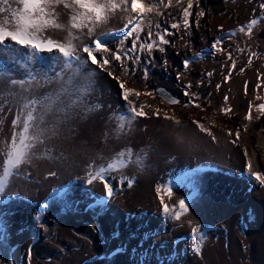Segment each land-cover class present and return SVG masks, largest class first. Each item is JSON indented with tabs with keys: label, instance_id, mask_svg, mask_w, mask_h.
Listing matches in <instances>:
<instances>
[{
	"label": "rangeland",
	"instance_id": "374dc122",
	"mask_svg": "<svg viewBox=\"0 0 264 264\" xmlns=\"http://www.w3.org/2000/svg\"><path fill=\"white\" fill-rule=\"evenodd\" d=\"M147 1L149 3L152 2V0ZM167 2L168 0H163V3L157 9L161 13L160 15H156L155 13L149 14L152 20L150 27L153 33L162 32L164 28H169L171 23L181 21L183 8L187 7V0H183L180 6L170 8L164 7V4ZM173 3H175V0H173ZM261 3H264V0H193V7L190 9L192 13L190 28L185 30L182 22L180 23L179 30L169 28L175 34L166 37L171 43L163 45L166 49L165 52L154 51V59L151 63L147 62V54L142 53L141 62L136 65L138 70L131 76V79L121 76V81L125 82L126 87L135 88L142 93L144 91L154 93V96L141 95L138 99V104H144L143 111L147 113L146 116H142L141 123L151 119L153 122L147 123V126L150 128L154 125L156 126L154 128L160 127L157 126L161 121L160 118L164 116V113H167L168 116L179 119L181 124L185 123L189 125L190 131H198L203 139L205 138L203 141L202 137H200L201 139L198 138L197 143H200L199 145L192 144L188 146V150H185L186 144L184 145V143L188 141L184 140L185 138L182 139L180 135L183 130L180 132L175 131L174 124L176 123L166 119L168 121L165 127L163 129L160 127L162 131L155 133L150 138L149 142L145 144L147 145L145 146L146 148L142 145L143 141H139V144L131 142V147L137 148L136 150L141 147L142 157L146 158L152 152L153 158H160L162 161L173 163L182 156H189L188 160L179 163L183 165V169L193 163H204L203 166H213L214 169L224 174L226 173L231 178L237 176L243 180V176L246 173L245 165L247 158L241 144V138L235 144L232 143L233 140H236L235 133L237 129H239L240 133H249L252 137V145L254 146L251 149L254 150L256 145H258L256 143H260L255 140V132L257 130L264 132V116L261 115L257 107L264 104V9L260 8ZM126 6L129 7L130 4H126ZM201 11L205 13L203 16L199 15ZM169 13L172 15L170 16ZM133 15L135 14H128L119 10L115 15L110 16L109 20L98 29V32L118 30ZM172 16H175L176 19H172ZM253 18L258 20V24L254 26L250 36H246L243 32L230 35L233 29L236 30V28L246 26ZM156 24H160L161 28H156ZM232 24H234V27L230 31L229 29L231 28L229 26ZM73 31L75 32V30ZM83 31L86 33L87 29ZM148 31L149 26L145 23L144 30L141 32L142 40L147 39ZM220 36H224L223 44L217 45V48L223 47V51H213L211 44ZM84 39L85 42L88 41L87 37ZM131 39L129 38L126 41L127 47H131ZM117 44L118 41L113 40L109 46L115 50ZM240 49H244V51H240ZM229 53L232 54L231 59L228 58ZM252 53H256V55H252ZM197 54L201 55L197 56ZM43 55L44 57H48V62L50 63L52 54L42 53ZM81 56L82 58L86 57V53H81ZM250 56L251 63H249ZM193 57L196 58L192 59ZM185 59L191 60L187 69L183 65ZM165 60L167 64L162 63ZM233 61H235L234 68L231 67ZM128 65L129 68L133 67L131 61L128 62ZM115 67L117 70L119 69L118 62L115 64ZM145 68L148 69L147 80L143 79ZM241 69H244V71H241ZM230 71L231 75L229 76ZM89 73L91 75H88ZM209 73L211 75H208ZM116 74L119 75V71ZM50 75L49 73V77ZM53 75L54 73H52L51 77H54ZM225 77L229 78L225 80ZM66 80L67 74L64 77V81ZM43 81H40L42 84H34L31 87V98L35 97L39 100L38 95L43 88L46 89V95L58 93V96L61 98V96L64 97V93H67L73 94L74 98H72L75 99L77 95L71 90L86 85L87 87L82 94L85 97L87 95L86 103L89 104V107L95 104L93 98H97V94L103 91L110 102L115 99L119 100V105H114V107L127 108L125 101L121 98V90L117 81L109 77L107 72L101 71L96 65H92L90 61L82 67L81 73L75 76L71 85L58 80V88L54 90L50 88L48 80L47 83L49 84H43L45 83ZM245 82H247V92H245ZM189 84L191 85L187 89L189 95L185 96L184 86ZM218 84L220 85L219 89L217 88ZM62 88H67L68 91L62 92ZM162 88L170 92L178 103L170 104L160 94L156 93L157 89ZM30 92L27 95H31ZM225 96L228 97L227 101L224 99ZM62 99L64 100L65 98ZM132 99H136V97ZM190 101L192 102L191 105L186 106L189 105ZM249 103L252 105L251 113L253 119L246 120L245 116L249 112ZM196 104H199L200 107H196ZM228 108L231 111L227 114L221 111V109ZM157 109L161 110L160 115L154 114ZM193 121H199L208 128L216 137V140L214 141L207 132H202ZM3 124V121H0V126H3ZM229 130L232 132L231 136L228 134ZM211 143L213 144L211 145ZM39 146L33 149L36 154L34 155L35 157L33 156L29 163L20 166L19 175L13 176L16 180L22 179L21 182H23L24 186L15 185L10 188L8 186L5 192V200L3 203H0L7 205V209L10 212H16L14 222L18 223L17 228L19 230H22V226L28 221L27 215L35 212L39 208V203L54 188H59L68 183L69 187L73 189L80 182L84 181L85 169L91 164L88 150L84 156V161L78 162V165L74 166L68 160L67 155H70V150L77 148L75 144L64 145L62 147L63 152H60L57 155L58 157L54 155L53 151L56 148L59 149L58 146L54 144H51V146L44 144ZM39 148L41 152L38 154L36 150ZM80 150L82 153L84 152L81 148ZM231 150H235L232 153L237 152L236 154L239 156L237 159L241 162L233 168L232 166L229 168V164L236 163L237 161L233 160V157L230 156ZM45 152H47V155H45ZM101 158L104 159V157ZM126 158L125 156L124 159ZM174 167L176 168L177 166L175 165L167 169V171L165 170L164 173L169 172L172 174L175 170ZM152 168L155 173H158L156 165ZM182 168L177 167L176 169L180 170ZM257 171H264V163L260 165ZM49 172H55L56 175L48 176ZM116 172L121 173L118 170ZM13 177L10 178V182ZM15 182L12 181V185ZM246 185H250V187L242 192V196L239 198H229L224 195L217 196L214 194L216 193L213 192L214 190H198L197 195L193 196L190 200L189 213L176 228L178 234L175 233L169 237L170 240L173 239L175 244L179 243V248L170 249V240L158 244L154 240L144 239L145 242L147 241L143 245L145 250H157L154 256L149 257L143 264H264V233H261L259 236L256 235L259 229L262 230V227L259 221L254 219L250 214V210H252L251 203L258 200L260 196L264 200V186L259 185L253 180ZM190 193L188 197L192 196V192ZM92 197L93 195H90L89 199L93 200ZM61 202V200H57V202L53 203V207L49 210V213L41 218L38 223L30 224L27 228V231L31 234L29 240L32 248L31 264H74L83 258L89 257L90 253L92 255L88 259H92V264H103L104 260H110L119 247H114L112 251L110 250L111 236L101 225H98V228L94 225V229L92 226L93 232L87 229L84 230L78 225H73L71 226L73 236L69 235L68 238L63 237L62 228L66 225L67 218L80 212L78 210L70 211ZM94 203L95 201L93 200L92 204ZM144 207L146 206L138 204L135 206V209L139 211V209H143ZM248 207L251 208L248 209ZM238 210H240V213L237 215V212H235L232 216L233 218L235 216L236 218L244 217L239 222L246 221L243 226L248 236L244 245H247L251 252H247L240 245L241 243L237 241L238 239L233 244L232 242L230 243L228 233L225 230L226 218L229 217L231 212ZM140 212L150 214L147 217L152 219V227L157 228L154 225L156 220H159L160 223L162 222L160 221L162 214L161 205L154 208L150 206V209L146 207ZM189 220L192 223L198 221L200 225L203 223V227L205 226V230L209 235L203 241L199 256H194L196 252L191 249L192 247L188 242V240L192 239V225L188 223ZM0 232H3V236H0V264H27L24 251H22L23 253H17L15 250L11 239L10 227L3 223L1 224ZM96 232L98 233L96 234ZM157 234L158 232L154 236ZM180 245H183L182 250H180ZM56 248H61L66 255L62 258L61 249L57 250ZM95 250H98L99 253H93ZM119 252L123 255L117 259L121 263L116 262L112 264H140L136 258L128 257L124 249L120 248ZM55 253L58 259L52 262ZM59 254L61 255L59 256Z\"/></svg>",
	"mask_w": 264,
	"mask_h": 264
},
{
	"label": "bare ground",
	"instance_id": "6f19581e",
	"mask_svg": "<svg viewBox=\"0 0 264 264\" xmlns=\"http://www.w3.org/2000/svg\"><path fill=\"white\" fill-rule=\"evenodd\" d=\"M146 2L148 1L146 0ZM129 4H130V0L128 5ZM12 6L16 7L17 5L13 4ZM122 8H127V11H124L125 13L128 14L131 13L130 6L128 7L126 5H123ZM58 10L61 13L60 16L61 21L67 23L68 21L67 18L69 19V16H67L68 11L63 9L62 6H58ZM229 27L231 28L229 29L231 31L232 28L234 27V24H232ZM237 32H240L239 28H236V30L234 29L232 30V33L236 34ZM45 35L57 41H62L65 40L68 33L60 29H48L45 32ZM219 38H222L223 40L224 36H220ZM5 69H7V71H11L12 76L9 77L6 71L5 74L7 75L0 77V106H3V112H0V121H3L4 123L3 126H0V170L3 168V162L6 158V154L4 153V146L6 143L11 142L12 139V133H13L12 120L16 115V111L19 104L22 102L21 96H27L29 98H31L32 96L30 90L28 92L22 93L19 86H10L7 83V80L9 78L24 79L25 70L19 66L13 67L12 65H0V70H5ZM33 70L37 73H40L42 71L39 68V65H34ZM57 70L58 68L55 71ZM55 71L50 72L51 75L52 73H54L53 75L54 77H55ZM51 75L48 79V81L50 82V88L56 90L55 88H58L57 81L59 79H54V77H51ZM51 78H53V80H51ZM42 80L43 79H41L40 81ZM40 83L42 84V82ZM43 84H49V83L45 81V83ZM50 91L53 92L52 90ZM29 92L31 93V95L30 94L27 95V93ZM45 93H46V89L42 88L40 90V94L38 95L39 100L42 101V104L38 105L37 107H38V111H40L44 117L43 122L41 124V127L44 129L45 132V139L43 144L50 146L51 144H54L55 146H58L59 149L56 148L53 150L55 156L60 154V152H63L62 147L64 145L75 144L77 148H75L74 150H70V155L69 156L67 155L68 160H70V162H72L74 166H76L78 162L80 163L84 161V156L88 150V152L90 153L91 164L98 168L101 165L106 166L108 163L112 162L117 157V155L122 151L130 149L132 155L130 162H128L126 166L118 170L121 173H117L116 172L117 170L109 173L108 178L112 181V186L116 190V195L115 198L107 201L103 209H101L99 206H96L94 208L88 207L89 204L93 203V200L89 199L90 195H93L96 198H100L101 196L104 195L103 185L99 181L93 182L92 185H87L85 180L80 182L73 189L69 187L70 195L67 196L50 198L49 194L52 192L51 191L39 203V208H37L35 212H32V214L30 213L29 215H27L28 223L27 222L24 223V226H22L23 228H21L22 230H19L17 228L18 223L14 222L15 221L14 215L16 212L12 213L7 209V205L0 204V219H2L3 223L7 224L10 227L11 235H12L11 239L14 243L15 250L17 253H21L22 251H24L27 264L32 263L31 257L30 259L28 257V248L30 246L29 240L31 234L27 231V228L30 224L38 223L41 218H43L47 213H49L50 212L49 210H51L53 207V203L57 202V200H61L65 205L68 202H72L71 208L68 209L70 211L78 210L80 212L76 215L73 214L67 218L68 221L66 225L62 228L64 233L63 234L64 238H68L69 235L73 236V234L71 233V226L73 225H78L80 228L84 230L87 229L92 232L94 231L93 229L95 228L94 225L97 226V228L98 225H101L103 229L107 231V233L111 236V249H110L111 251L112 248L114 247L116 248L119 247L118 248L119 251L120 248L122 250L124 249L125 254H127L128 257L136 258L140 264L141 263L143 264V262L147 260L149 257L151 256L153 257L157 250V249L145 250L143 245L146 244L147 241L145 242L144 239L152 240V241L154 240V242H157L158 244L170 240L169 237H171L172 234L175 233L178 234L176 228L182 222L184 217L187 216V215L182 216L180 221H174L168 219L167 217L161 214L160 221L162 222L160 223L159 220H156L154 225L157 226V228L151 226L152 219H149L147 217L150 214H144L145 212H140V211L141 210L143 211L146 207L150 209V206L151 208H154L160 205L159 200L157 198V194L155 192V187L158 184H166L170 179L175 180L177 177L183 176L185 173H193V170L196 169L198 171L193 173V178L198 180V185H197L198 190H214L213 192H216L217 194L216 193L214 194L217 196L224 195V196H228L229 198L231 197L239 198L242 196V192H244L247 188L250 187V185L248 186L246 185L250 181H252L249 179L247 173L244 174L243 180L238 178L237 176L235 178H231V176L227 175L226 173L224 174L221 171L214 169L213 166L212 167L203 166L204 163H193L192 165H189L183 169L182 168L183 165H180L179 163L188 160L189 156H182L173 163L168 161H162L160 158L158 159L153 158L152 157L153 155H151L152 152L148 155V157L147 156L146 158L142 157L141 147L138 150H136L137 148L131 147V142H136L137 144H139L138 143L139 141L140 142L143 141L142 145H144V147L147 146L145 144L149 142L150 138L155 133H160L162 131L160 127H162V129L165 127V124L167 123L168 120H166L164 116H162V118L164 119L160 118L161 121L159 120L160 122L157 125L160 127L157 128H154L155 125L152 128L147 126V123L149 124L153 122V120L151 119H148L147 121L145 122L143 121L141 123L140 122L142 121V116H141V117H135L130 124L125 123L124 128L118 131L120 124L124 121L123 114L127 113L126 110L127 108L121 109L114 107V105L115 106L119 105V100L115 99V100H111L112 102H110V100L106 98V95H104L103 91L97 94V98H93V102H95V104L90 107L89 104L86 103L87 95L85 97V95L82 94L81 96H79L77 103L72 104L71 103L72 100H77V98L73 99L74 98L73 94L64 93V97L61 96L60 98L58 96V93H53V94L50 93V95L49 94L46 95ZM57 97L58 99H56V102L52 106V109L46 110L43 105H46L48 103V98L55 99ZM62 98H65L66 100L65 99L63 100ZM5 101H7V103H5ZM60 108H64L65 110L59 111ZM174 128L175 131L177 132L183 130L180 135L182 139L185 138L184 140L188 141L184 143V145L186 144L185 150L186 149L188 150L189 149L188 146H191L192 144L194 145L200 144L197 142H198V138L202 137L201 134H199L198 131H190L189 125H186L185 123L183 124L180 123L179 125L174 124ZM240 136H241L240 137L241 144L243 145L244 151H247L249 154L248 157H246L247 161L250 159L254 165V169L258 170L260 168V165L261 164L263 165L264 163V132L262 130H257L255 132V136H254L255 140L260 143H256L258 145H256L254 150L251 149L252 147H254L252 145L253 143L251 142L252 141L251 135L246 132H241ZM195 139L197 140L195 141ZM203 140H205V138L203 139L202 137V141ZM43 144H39V145H43ZM212 144L213 143H211V145ZM80 148L84 150L83 153L81 152ZM40 150H41L40 148L37 149L36 153L38 152L39 154L41 152ZM233 151L235 150H231V155L230 154L229 155L232 156L233 160L237 162L233 164H229V168H231V166L233 168L239 163H241L237 159L239 157L238 154H236L237 152L232 153ZM101 157H104V159H102ZM125 160H129V158L127 157ZM155 165L158 173H155L153 171L152 167ZM175 165L178 168H182V169L177 170L176 169L177 167L176 168L174 167L175 170L173 168L174 171L172 172V174L169 172L164 173L165 170L167 171V169H170ZM87 169L88 167H86L85 170L87 171ZM84 174L85 177L86 172ZM121 176L132 178L134 180L132 187H128L127 181H125L123 185H121L120 184ZM12 181L13 182L16 181L14 185H12ZM21 181L22 179L16 180L13 177V179L11 180L8 186L10 188V187H14L15 185H23V182ZM65 184L68 185V183ZM173 192H174L173 198L171 201H169V203H175L179 198L188 197L189 193L192 192V188L188 183H183L175 186L173 188ZM46 199L50 200V207L48 206L49 209L47 208L48 209L47 212H45L47 209L44 210L40 207V205ZM167 199L168 198L165 196L166 201ZM138 204L146 207H144L143 209H139V211H136L135 206ZM251 204H252V210H250L251 211L250 214L254 219L259 221L262 227V230L259 229L258 234H256L259 236L261 233H264V200L262 196H260L258 200L252 202ZM249 208L251 207H248V209ZM235 212H237L236 214L238 215V213H240V210L231 213L229 211L230 215L228 218H226V223H225V230L228 233L230 243L232 242L233 244L234 241L238 239L237 241L241 243L240 245H242L247 250V252H251L250 248L247 245L246 246L244 245V243L246 244L247 241L246 238L248 236L246 235V231L243 226L246 221L239 222L244 217L236 218L235 216V218H233L232 214ZM17 214H19V212H17ZM191 225L192 227H196L197 225H200V223H198V221H195V223H191ZM201 225L203 226L204 224L202 223ZM92 226L93 229H91ZM203 230L206 233V239H207L209 235L205 230V226L203 227ZM156 232H158V234L154 236ZM97 233L98 232H96V234ZM188 242L192 247L191 249L194 251L195 241L191 239L188 240ZM178 244L179 243L175 244L173 239H171L169 243L170 245L169 247L170 249H177L179 248ZM182 247L183 245H180V250H182ZM56 249L58 250L61 248H56ZM119 251L115 252L110 260L109 259L104 260L103 264H109V263L112 264L116 262L121 263V261L117 260L119 257L123 256L122 254H120ZM60 253L62 255L59 254V256L61 255L62 258L66 255L64 254V251L62 249ZM93 253H99V252L98 250H95ZM31 254H32V248H31ZM90 254L92 255V253ZM195 254L194 256H199L198 254L196 255ZM56 255L57 254L55 253L53 256L54 260L52 262L58 259ZM89 257L83 258L78 263H74V264H92L93 261L92 259H88Z\"/></svg>",
	"mask_w": 264,
	"mask_h": 264
},
{
	"label": "snow or ice",
	"instance_id": "6c2138e0",
	"mask_svg": "<svg viewBox=\"0 0 264 264\" xmlns=\"http://www.w3.org/2000/svg\"><path fill=\"white\" fill-rule=\"evenodd\" d=\"M183 0H168L164 7H177L182 4ZM129 3V0H0V65H12L13 67L19 66L25 69L24 79L9 78L7 83L10 86H19L21 92H28L34 84L40 83L43 79H49V73L55 71L54 79L64 81L67 74V80L64 83L71 85L75 76L81 73L82 67L90 61L92 65H96L101 71L107 72V75L117 84L121 90V98L125 101L127 106V113L124 115V121L120 124L119 130H122L125 123L130 124L135 117L146 116L147 113L143 111L145 105L138 104V99L141 95L154 96L153 92L144 91L143 93L135 88H128L125 82L121 81V76L126 79H131V76L138 70L136 65L141 62V54L146 53L148 63L154 59V51L161 53L165 52L163 45L171 43L167 36L174 35L175 33L170 29L179 30L180 23L182 22L185 30L190 28V17L192 13L190 9L193 7V0H187V7L183 8L181 14V21L171 23L169 28H164L162 32H155L151 30L152 20L149 14L155 13L160 15L157 11L163 0H152L151 3L146 0H130L131 13L135 15L127 19L123 27L110 32L99 31L110 18L115 15L118 10L127 11V8H122L123 5ZM17 5L13 7L12 5ZM58 6L68 11L69 19L67 23L61 21V13L58 11ZM260 8L264 9V3L260 4ZM205 13L201 11L200 16ZM171 16L172 14L169 13ZM172 19H176L172 16ZM145 23L149 26L147 39H141V32L144 30ZM258 24L256 18L251 19L246 26L239 28L246 36H250L254 26ZM156 28H161L160 24H156ZM48 29H60L68 33L64 41H57L45 35ZM87 29L85 33L83 30ZM75 30V32L73 31ZM232 33L230 35H234ZM85 37L88 41L85 42ZM131 39V47L126 46V41ZM118 41L117 47L113 50L109 44L111 41ZM75 41V43H74ZM222 38H217L211 44L213 51H223V47L217 48V45H222ZM244 51V49H240ZM42 53L52 54L51 62H48V57H44ZM81 53H86V57L81 56ZM135 53V55H133ZM201 54H197L199 56ZM256 55V53H252ZM232 54L229 53L228 58L231 59ZM193 57L192 59H195ZM131 61L133 67L129 68L128 62ZM119 63V69L115 67ZM191 60L185 59L183 65L185 69L188 68ZM167 64V61H162ZM251 63V56L249 57ZM34 65H39L42 70L39 74L33 70ZM235 67V61L231 66ZM5 70H0V77L5 75ZM119 71V75L116 72ZM244 71V69H241ZM9 77L12 76L11 71H7ZM88 75H91L89 73ZM208 75H211L209 73ZM231 71L229 72V76ZM148 69H144L143 79L147 80ZM179 78V76H178ZM229 77H225L227 80ZM259 79V77H258ZM86 85L71 91L76 93L77 100H72V104H76L79 96L85 91ZM184 95L188 96L187 89L191 85H185ZM259 87V85H258ZM220 88V85H217ZM62 92L68 91L67 88H62ZM245 92H247V82H245ZM157 94L163 95V90L157 89ZM136 97V99H132ZM57 98H48V103L43 105L46 110H51ZM225 101L228 97L225 96ZM21 103L19 104L16 115L12 120V139L11 142L6 143L4 146V153L6 159L3 162L2 172H0V203L5 200V192L10 183V178L14 175H19V168L21 165L29 163L35 155L33 149L38 144H43L45 139L44 129L41 127L43 122V114L38 111V105L42 101L35 97L29 98L21 96ZM168 103H178L175 99H168ZM7 103V101H5ZM191 101L189 105H191ZM200 107L199 104L195 105ZM258 110L264 116V104L258 105ZM252 105L249 103V112L245 116L246 120L253 119L251 113ZM60 108L59 111H64ZM222 112L227 114L231 111L228 109H221ZM0 112H3V106H0ZM161 110L157 109L155 115H160ZM164 118L174 121L177 125L181 123L179 119L173 116H168L164 113ZM258 118V117H257ZM202 132H207L215 141L216 137L211 131L206 128L199 121H193ZM230 136L232 132L229 130ZM236 140L232 143L235 144L240 139V131L237 129ZM47 155V152H45ZM131 150L122 151L117 157L106 166L101 165L98 168L90 164L86 171L85 182L87 185H92L93 182L99 181L103 185L104 195L100 198L92 197L95 201L94 204H89V208L99 206L101 209L106 205L107 201L115 198L116 190L112 186V181L108 178L109 173L119 170L127 165L131 159ZM248 152L245 151V156L248 157ZM127 156L129 160H125ZM198 170L194 169L193 173ZM245 171L250 180L257 182L259 185L264 186V171H257L254 169L252 161L249 159L245 165ZM193 173H185L183 176L177 177L175 180L170 179L166 184H158L155 187L157 198L161 205V213L168 219L180 221L182 216H185L190 211L189 201L198 192V180L193 178ZM48 176H55V172H49ZM127 181L128 187H132L134 180L129 177L121 176L120 184ZM188 183L192 188V196L179 198L175 203H169L172 200L174 192L173 188L179 184ZM70 195L69 185H64L59 188H54L49 194V197H60ZM165 196L168 198L165 200ZM50 200L46 199L40 207L46 210L49 206ZM71 208L72 202L65 205ZM3 221L0 219V224ZM192 223L191 220L188 221ZM43 227V225H41ZM3 236V232H0ZM191 238L195 241L194 251L199 254L203 241L206 239V233L202 225H197L191 229ZM119 251V249H117ZM28 257H31V246L28 248Z\"/></svg>",
	"mask_w": 264,
	"mask_h": 264
},
{
	"label": "water",
	"instance_id": "95a60500",
	"mask_svg": "<svg viewBox=\"0 0 264 264\" xmlns=\"http://www.w3.org/2000/svg\"><path fill=\"white\" fill-rule=\"evenodd\" d=\"M160 90H163V95H162V97L167 101L168 99H175V97L174 96H172L171 95V93L170 92H168L167 90H165V89H160ZM176 100V99H175Z\"/></svg>",
	"mask_w": 264,
	"mask_h": 264
}]
</instances>
